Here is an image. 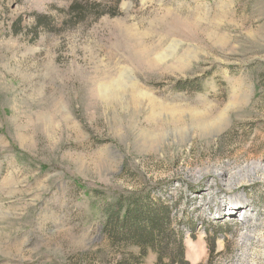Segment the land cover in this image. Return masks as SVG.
<instances>
[{
	"label": "rangeland",
	"instance_id": "rangeland-1",
	"mask_svg": "<svg viewBox=\"0 0 264 264\" xmlns=\"http://www.w3.org/2000/svg\"><path fill=\"white\" fill-rule=\"evenodd\" d=\"M137 200L153 245L108 228ZM180 232L264 264V0H0V264H170Z\"/></svg>",
	"mask_w": 264,
	"mask_h": 264
},
{
	"label": "trees",
	"instance_id": "trees-1",
	"mask_svg": "<svg viewBox=\"0 0 264 264\" xmlns=\"http://www.w3.org/2000/svg\"><path fill=\"white\" fill-rule=\"evenodd\" d=\"M113 6L118 7L121 0H112ZM81 12V11H79ZM48 19L46 16H38L37 20ZM179 90L187 89L186 84H179ZM169 209L168 208H151L144 205V200H137L133 206L128 205L124 210L119 206L117 211L110 213L108 216V228L111 234L131 236L137 244L143 246L153 245L158 235H164L169 226ZM178 252L176 258L171 260L170 264H189L185 259L183 241L184 233H178ZM164 261L163 254L158 257V264Z\"/></svg>",
	"mask_w": 264,
	"mask_h": 264
},
{
	"label": "bare ground",
	"instance_id": "bare-ground-1",
	"mask_svg": "<svg viewBox=\"0 0 264 264\" xmlns=\"http://www.w3.org/2000/svg\"><path fill=\"white\" fill-rule=\"evenodd\" d=\"M221 132V131H220ZM219 132V133H220ZM216 133H218V131H216ZM196 252V250H195V248L193 247V249H191V253L190 254H193V253H195Z\"/></svg>",
	"mask_w": 264,
	"mask_h": 264
}]
</instances>
